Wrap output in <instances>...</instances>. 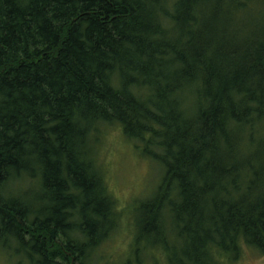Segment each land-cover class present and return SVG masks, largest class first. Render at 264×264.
Returning <instances> with one entry per match:
<instances>
[{
    "label": "trees",
    "instance_id": "1",
    "mask_svg": "<svg viewBox=\"0 0 264 264\" xmlns=\"http://www.w3.org/2000/svg\"><path fill=\"white\" fill-rule=\"evenodd\" d=\"M104 127L162 171L136 243L168 264L264 255V0H0V247L19 264H92L117 229Z\"/></svg>",
    "mask_w": 264,
    "mask_h": 264
},
{
    "label": "rangeland",
    "instance_id": "2",
    "mask_svg": "<svg viewBox=\"0 0 264 264\" xmlns=\"http://www.w3.org/2000/svg\"><path fill=\"white\" fill-rule=\"evenodd\" d=\"M96 146L98 169L116 204L119 225L94 253L92 264H168V252L151 247L152 239L136 243L140 205L152 198L162 179L159 164L117 127H104ZM20 258L0 247V264H19ZM231 264H264V255L243 246L239 259Z\"/></svg>",
    "mask_w": 264,
    "mask_h": 264
}]
</instances>
